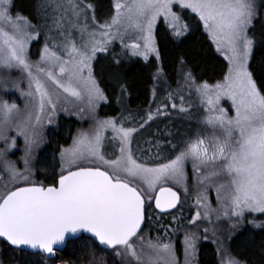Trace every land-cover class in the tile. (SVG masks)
I'll return each mask as SVG.
<instances>
[{"label": "snow or ice", "instance_id": "snow-or-ice-1", "mask_svg": "<svg viewBox=\"0 0 264 264\" xmlns=\"http://www.w3.org/2000/svg\"><path fill=\"white\" fill-rule=\"evenodd\" d=\"M29 6L25 15L16 0H0V91H9L13 70L21 76L12 87L20 90L25 78L28 83V90L20 91L27 98L23 110L0 98V244L19 257L17 264H47L81 240L80 264H107L106 257L97 259V250L109 253L113 264H200L201 242L215 246L217 264H247L234 254L231 241L249 226L264 231V88L250 70L257 45L264 44L254 33L260 21L264 36V0H111L102 21L92 0H30ZM186 13L198 18L227 61V71L215 84L200 83L181 57L177 90L165 99L178 96L180 104L172 102L171 110L178 109L183 121L196 119L197 130L157 128L145 141L150 147L137 148V155L136 137L159 117L171 118L172 111L167 102L155 111L129 110L120 68L126 60L150 62L154 56L151 78L164 79L156 29L162 20L179 41L192 28ZM41 36L44 43L33 61L30 44ZM100 53L115 69L111 79L119 89V117L98 115L101 104L110 103L94 74ZM185 89L203 109L195 117L192 103L185 104ZM223 98L231 101L233 115L220 106ZM59 111L90 124L77 130L68 147L60 146L46 184L33 179V162L45 143V123L53 124ZM162 136L168 145L163 157ZM19 137L23 154L13 161L8 156ZM152 147L155 156L145 157ZM185 206L195 211L186 217ZM156 210L157 223L164 214L175 227L160 223L161 231L152 237L144 226Z\"/></svg>", "mask_w": 264, "mask_h": 264}, {"label": "trees", "instance_id": "trees-1", "mask_svg": "<svg viewBox=\"0 0 264 264\" xmlns=\"http://www.w3.org/2000/svg\"><path fill=\"white\" fill-rule=\"evenodd\" d=\"M92 2L97 5L96 15L102 21L109 12L111 0H92ZM16 4L17 8L23 11V14L30 15V0H16ZM187 17H191L189 22L192 28L189 34L179 41L171 36V33L162 22L158 24L156 29L155 35L161 52L162 67L165 73L164 79H161L162 83H168L172 86L175 85L179 77L178 69L180 67L179 60L181 57L185 60V70H191L198 82L202 83L207 81L209 84L217 82L222 79L225 74L227 62L216 52L210 38L203 30L202 25L199 24L198 18H194V14L191 13H186V18ZM254 33L258 41L264 39L260 21L256 22ZM115 46L114 51L116 50ZM149 60L150 62H145L141 58H134L131 61L126 60L120 68L123 79L128 86V95H126L124 102L127 108L133 113H143L153 102L152 87L154 81L151 78V73L155 71L156 60L155 57H151ZM250 63V70L257 79L258 86L264 88V44L257 45L254 59H252ZM114 71L115 69L112 66L110 57H107L103 53L98 54L97 61L94 62V74L110 100V103L101 105L100 113L105 116L110 115L119 117L121 112V106L117 103L119 89L111 79ZM158 99L159 97L155 100ZM172 114H174V116L172 115L171 118L159 117L157 121L152 124L150 129L145 130L142 135H138L133 142V150L136 151L137 148L148 149L150 145L145 143V141L152 139L149 133H156L157 128L163 131L167 126L173 132H175L177 128L181 133L189 132L192 126L187 124H192V122L183 121L177 114ZM124 115L127 116L128 112H125ZM72 118H60L57 127L55 129L50 128V131L47 132L49 138L48 142L43 146L41 151H38L37 155V159L41 156L38 162L41 170H45L46 172H41V170H39V165L38 169H36L35 166L34 171L36 172L38 181H43L46 184L51 181L52 175L54 174L53 158H56L60 146H66L70 142L73 134L72 132L78 124L75 121L76 119ZM127 125L132 126L131 123ZM195 129H197V127H195ZM165 139L166 138L163 136L160 137L161 148L159 152L161 157L168 151V145L165 143ZM156 152L157 149L152 147L151 153H145V157L149 155L154 157ZM48 153L51 154V156L47 155ZM136 154L140 155L138 151H136ZM57 169L58 165L56 164L55 171ZM189 211L193 212V209H189L185 206L184 214L186 217ZM156 214L157 212H154L152 221H146L144 226L148 227V230H151V234L154 233L155 235H157L158 231H161L160 223L171 225L170 216L160 214L164 218L157 223L155 219ZM171 226L175 227L174 225ZM83 243V240L77 241L75 247L70 243L62 251L57 252L54 258L48 260L47 264H80L77 258L84 255L80 247ZM231 249L240 259L246 260L247 264H264V231L251 229L250 226L245 228L242 230V234L237 235L231 241ZM100 254L107 257V264H113V258L109 253L97 250L96 256ZM0 255L3 264H17L19 259V257L14 256L11 249L5 245L2 246ZM26 259L30 260L31 258ZM199 261L200 264H217L216 253L211 243H202L199 246Z\"/></svg>", "mask_w": 264, "mask_h": 264}, {"label": "rangeland", "instance_id": "rangeland-1", "mask_svg": "<svg viewBox=\"0 0 264 264\" xmlns=\"http://www.w3.org/2000/svg\"><path fill=\"white\" fill-rule=\"evenodd\" d=\"M160 22L163 23V21L161 20ZM164 24V23H163ZM207 34V33H206ZM211 40V39H210ZM212 42V41H211ZM44 43V38L43 36L40 37L39 41H33L31 42L30 44V59L35 61L36 59H38V56H39V49L41 48V46L43 45ZM116 45V46H115ZM214 45V44H213ZM114 46L116 47V52H119L120 51V43L119 41H116ZM215 47V45H214ZM222 56V55H221ZM151 57H154V56H151ZM150 57V58H151ZM223 57V56H222ZM142 59V58H141ZM227 62V61H226ZM227 71V70H226ZM226 73V72H225ZM21 74L16 71V70H13L12 74H11V77L9 78V83H8V88H9V91L7 93L3 92V91H0V98H2L3 100H6L8 103H16L18 105L19 108H21L22 110L24 109V106H25V103H26V97H22L21 94H20V91H27L28 90V83H27V79H22L20 81L21 83V89L20 90H17L15 89L14 87H12V83L17 81L19 78H20ZM181 78L178 77V79L176 80L175 82V85L172 86L168 83H162V80L160 81H156L154 82L155 84V89H156V95H155V98L153 96V102L151 105H149L145 110H147L148 108H151L153 111H155L156 107L157 106H161L162 103L164 102H167L168 103V110L169 111H172L171 110V103L172 102H175L178 106L180 104V100H179V97L177 96L174 101H166V97L168 95V92L169 91H173V90H177V81L180 80ZM223 79V77H222ZM220 79V80H222ZM167 82V81H166ZM216 82L214 83H211V84H215ZM153 88V87H152ZM183 95L185 96V104L187 105L189 102L192 103L193 107L191 108V111L193 113V116L195 117L198 113H202L203 112V109L199 107V100L198 98L195 96V94L193 93L191 96H189V93L188 91L185 89V91L183 92ZM157 97H159L158 100H155ZM102 105V104H101ZM220 106L223 107L228 113L229 115H233L234 113L232 112V105H231V101L228 100L227 98H223L221 100V103H220ZM101 107V106H100ZM100 107L98 109V115L100 118H107V117H114V116H105V115H102L100 113ZM144 110V111H145ZM143 111V112H144ZM172 113H175L177 114L178 113V109L176 111H172ZM101 115V116H100ZM174 116V114H172ZM75 118L76 122L78 123L76 126H75V129L74 131L72 132V136L77 132V130L79 128H87L90 124V121H88L87 119L85 120H79L77 119V117L75 115L73 116H69V115H66L63 111H59L56 116L54 117V123L51 124V125H48L47 123H45L44 125V137H45V143L44 144H47L48 142V134L47 132L50 131V128H53L55 129L57 127V124H58V121L60 118H65V119H69V118ZM72 118V119H73ZM189 122V121H188ZM190 122H192V124H187V125H190L192 126L191 129L189 130L190 133H195V131L197 129H195V127H197V121L196 119H193L191 120ZM129 126V125H127ZM10 135H15V132H12L10 133ZM109 137H111L112 133L109 131L108 134H107ZM72 136H71V139H70V142L64 146V147H68L71 142H72ZM50 137V136H49ZM44 144L41 146V148L44 146ZM2 146V145H0ZM40 148V149H41ZM22 149H23V138L22 137H19L18 138V145H17V148L14 149L12 152L9 153V156L8 158L13 160V161H19L20 159V156L23 154L22 153ZM38 149L35 153V159H34V162H33V170L35 169V166H36V169H38V165H39V161L41 159V156L39 159H37V153L38 151L40 150ZM105 151L106 153H110L112 151L110 145L107 143V141L105 142ZM47 155H50L51 154H47ZM47 157V156H46ZM21 169L23 168V163H19L18 165ZM39 170H41L40 168V165H39ZM41 172L45 173L46 171L45 170H41ZM186 173H187V176H188V180H189V183H191V179H192V165L191 163H188L186 165ZM5 179H7V177L5 176ZM33 179L36 180L35 176L33 177ZM37 181V180H36ZM3 181H0V184H2ZM173 187H175V185H173ZM211 199L213 201V204L215 202V193L212 192L211 193ZM187 207V206H186ZM195 211V209L193 208V212ZM156 236V235H155ZM153 236V237H155ZM203 243V242H201ZM215 247V246H214ZM179 249L178 251V256L179 258L181 259V261L183 260V250H182V247L181 245L179 244V248H177V250ZM108 255V254H107ZM101 256L104 257L103 254H100L97 257V259H99ZM106 261H107V257H106Z\"/></svg>", "mask_w": 264, "mask_h": 264}, {"label": "flooded vegetation", "instance_id": "flooded-vegetation-1", "mask_svg": "<svg viewBox=\"0 0 264 264\" xmlns=\"http://www.w3.org/2000/svg\"><path fill=\"white\" fill-rule=\"evenodd\" d=\"M44 145H46V144H44ZM42 149H43V147H42L39 151H41ZM37 155H38V153H37ZM56 158H57V162H58V154H57ZM57 165H58V163H57ZM56 171H57V172L59 171V167H58V169H57ZM34 172H35V171H34ZM34 176H35V178H36V180H37L36 172H35V175H34ZM37 181H38V180H37ZM38 182H39V181H38ZM156 212H157V211H156ZM157 213H158V212H157ZM161 215H164V214H161ZM174 226H175V225H174ZM145 231H146V232L149 231V230H148V227H145ZM150 231H151V230H150ZM151 235H152V237L155 236L154 233L151 234ZM203 243H205V242H203ZM201 244H202V243H201ZM201 244H200V245H201ZM2 246H3V244H0V253H1V248H2ZM213 247H214V245H213ZM64 248H65V247H64ZM64 248H63V249H64ZM177 248H179V240H177ZM63 249H62V250H63ZM62 250H61V251H62ZM214 250H215V247H214ZM178 251H179V249H178ZM58 252H60V251H58ZM0 261H1V255H0Z\"/></svg>", "mask_w": 264, "mask_h": 264}, {"label": "water", "instance_id": "water-1", "mask_svg": "<svg viewBox=\"0 0 264 264\" xmlns=\"http://www.w3.org/2000/svg\"><path fill=\"white\" fill-rule=\"evenodd\" d=\"M156 211L158 212V210H156ZM62 249H63V248H62ZM62 249H61V250H62ZM61 250H60V251H61Z\"/></svg>", "mask_w": 264, "mask_h": 264}]
</instances>
